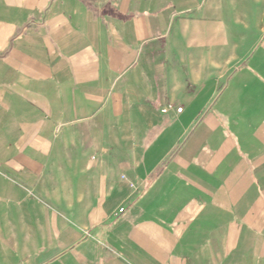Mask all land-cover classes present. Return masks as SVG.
I'll list each match as a JSON object with an SVG mask.
<instances>
[{
	"label": "crops",
	"instance_id": "0c3cea01",
	"mask_svg": "<svg viewBox=\"0 0 264 264\" xmlns=\"http://www.w3.org/2000/svg\"><path fill=\"white\" fill-rule=\"evenodd\" d=\"M0 264H264V0H0Z\"/></svg>",
	"mask_w": 264,
	"mask_h": 264
},
{
	"label": "built area",
	"instance_id": "2783aa9c",
	"mask_svg": "<svg viewBox=\"0 0 264 264\" xmlns=\"http://www.w3.org/2000/svg\"><path fill=\"white\" fill-rule=\"evenodd\" d=\"M178 111H179V112H182V108H179ZM122 211H123V210H122Z\"/></svg>",
	"mask_w": 264,
	"mask_h": 264
}]
</instances>
